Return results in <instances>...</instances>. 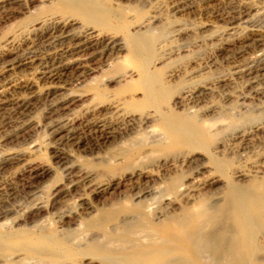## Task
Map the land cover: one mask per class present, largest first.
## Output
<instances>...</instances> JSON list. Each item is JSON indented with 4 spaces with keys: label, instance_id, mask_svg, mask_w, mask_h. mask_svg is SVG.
<instances>
[{
    "label": "rangeland",
    "instance_id": "rangeland-1",
    "mask_svg": "<svg viewBox=\"0 0 264 264\" xmlns=\"http://www.w3.org/2000/svg\"><path fill=\"white\" fill-rule=\"evenodd\" d=\"M17 1L11 7V16L4 18V21L0 20V62L6 60L9 64L16 63L24 53L33 58H42L51 55L52 51L53 54L57 53L59 48L69 44L67 39L57 38L59 31L56 27L50 30L41 27L36 30L38 33H33L32 27L44 19L68 22L70 33L81 32L85 27L94 28L84 24L85 20L72 11L63 12L61 5L69 0ZM94 1L101 9L106 24L102 30L94 28L97 34L100 38L113 37L120 40L124 50L103 55L93 65H89L86 71L92 72L90 77L81 81L70 77L67 80L69 84L64 87L58 85L59 89L54 95L58 98L70 92L85 96L71 109L46 114L45 103L51 96L46 99L38 97L19 118L23 124L17 131L0 123V158H16L0 163V210H8L0 217V236L15 234V238L21 242L15 249L17 252L13 253L12 247L4 246L0 238V264H57L62 256H73L77 247L86 243V239L97 235V229H88L89 225L84 224V221L90 218L96 221V216L120 205L116 203L128 193L126 188L120 187L102 198L95 197L91 203L93 208L79 210L80 214L74 220L64 218L60 222L61 213L74 212L72 198L52 206V186L68 183L69 180L86 184L79 175L76 176L79 167L91 172L99 180L126 174L129 176L132 172L142 173L146 177L142 182L143 188L155 193L145 199L153 208L164 207L158 201L168 194L170 186L183 184L196 191L192 200L173 199L176 204L171 210L164 211L167 217L178 215L184 209L198 212L199 207H202L201 201L205 206L226 204L229 201L237 209L233 188L247 195L245 188L264 183V72L258 80L255 79L256 83L250 85L251 89L245 81L246 77L235 72L253 54V47H250L253 45L246 40V36L253 30L261 31L260 35L264 36V0ZM241 7L250 9L249 15L231 22L230 17ZM226 11L229 12L225 14ZM245 18L249 22L242 24ZM143 39H148L151 51H148ZM262 44L260 50L264 49V40ZM140 62L144 67L146 65L145 71L148 70L150 77L159 80L165 91L164 102L158 108L159 115L155 114L145 125L140 124L138 116L130 122L123 119L110 106L114 102L115 106L121 102L115 94L123 86L129 88L134 99L141 100L142 81L139 77L145 73L142 74ZM36 63L37 60L32 65H19L8 68L7 72L0 71V85L14 82L19 87L27 80L35 85L32 89L42 91L46 86L36 78ZM126 73L133 74L122 81ZM99 88L104 89L108 96L115 95L116 99L102 102L95 99V90ZM254 89L261 94L246 98L244 105L238 104L241 103L239 96H251L253 92L256 93ZM189 96L192 97L190 102L187 99ZM99 105L102 107L92 117L109 122L115 128V137L92 151H81L63 144L64 133H55L61 127L60 124L70 119L78 120L83 117L84 110ZM189 115H195V118L190 119ZM181 121H190L189 141L183 142L180 137H171L170 126L178 128ZM203 125L214 130L209 133L202 129ZM57 151L66 153L64 163H56L53 156ZM124 151H142L138 156L140 166L129 171L120 170L121 158L118 157ZM31 161L48 164L51 173L36 183L38 185L33 189V195H28L20 193V173L26 162ZM163 161L174 163L171 166L163 165ZM70 163L74 166L70 173H66ZM110 165H120L114 175L108 170ZM239 175L242 177L239 178ZM201 182H208L207 185L216 183L197 191V185ZM38 203L45 204L46 211L39 216L28 214V208ZM259 232L257 224L252 222L251 233L256 236ZM256 239L259 249L254 258L264 264V234H258ZM206 260L210 259L207 257Z\"/></svg>",
    "mask_w": 264,
    "mask_h": 264
},
{
    "label": "bare ground",
    "instance_id": "bare-ground-1",
    "mask_svg": "<svg viewBox=\"0 0 264 264\" xmlns=\"http://www.w3.org/2000/svg\"><path fill=\"white\" fill-rule=\"evenodd\" d=\"M17 3V0H0V20L4 21V18L6 19V17L11 16V7ZM61 6H63V12L72 11L81 19L85 20L84 24L86 25H92L94 28L100 30L106 26L102 18L101 9L96 5L94 0H69L66 4L62 3ZM249 10L248 8L239 9L235 15L229 16L230 21L241 20L249 13ZM228 12L226 11L225 14ZM243 22L249 21L245 18L242 20V24ZM67 23L54 18L48 20L44 19L38 22L36 27H32L33 29L31 28L32 31H34L33 33H35V31L41 27L47 29L56 27L59 31L57 38L67 39L69 42V44L62 49L59 48L60 50L58 52L56 51L57 53L53 54L54 51H52L53 55L41 56L42 58H33L32 55H26L24 53L25 55H21L20 60L16 63L10 62L11 64H9L6 60L0 62L2 64L0 66V71L2 73L9 71L8 68H15V66L32 65L33 62L37 60L34 66V72L36 71L37 75L36 78L38 81L41 80L46 86L42 91H36L32 89L35 85L27 80H22L23 82H21L23 84H20L21 82L18 83L20 84L19 87L15 86L14 82L13 84H10L11 82H5V84L0 85V123L11 127V130L17 131V129L20 128L23 123L19 118H22L25 111L28 110L35 100L37 101L38 97H42L43 99H46L48 96L52 97L46 100L47 102L44 107L45 113L49 115L63 112L64 110L66 111L70 107L72 108V106L80 103L85 96L73 94L71 92L67 95L60 96L61 98H58L57 95L54 96L59 89L58 85H63V87L66 86L69 84L67 80L70 79V77H74V80L79 79L81 81L83 78L92 74V72L86 71V68L89 65H93L97 59L101 58L103 55H111L124 50L122 42L119 39L120 42L113 37L100 38L94 28L87 27L81 32L70 33V30L67 29L69 27ZM231 27H233V25ZM253 27H255V25ZM260 33L261 31L253 30L251 34L246 36V40H249L253 45L250 46L251 48L253 47V54H251L249 60L247 59L248 61H245L246 63L242 65L241 68L238 66V69L235 71L242 77H246L245 81H247L249 88L252 83L257 82V78L264 72V49L260 50L263 47L262 43L264 36L260 35ZM142 41L147 45L148 51H151L152 47L148 39H143ZM139 66L143 70L142 74L145 73L144 76L139 77L142 81L141 100L138 101L134 99L129 88L123 86L117 89L115 94L120 98L119 100H121V102L118 104L116 103V106L114 102V104L112 103L110 106L111 109L117 110V113H119L123 119L130 122L135 116H138L140 124L145 125L152 120L155 114H158V108L162 106L165 99V91L164 88L160 86L159 80L155 77H150L148 70L145 71L146 65L144 67L140 62ZM129 74L130 73H126L123 75L122 81L131 77L133 73ZM70 84L73 83L70 82ZM14 88L19 89L15 90ZM253 93L251 96H239L241 98V103L238 104L244 105L246 98L261 94L258 93V91L255 94ZM115 95L108 96L104 89L99 88L95 90L94 98L101 102L110 101L111 99H116ZM187 99L188 101L192 100V97L189 96ZM101 105L84 110L83 117H80L78 120L71 121L70 119V121L67 120L60 124L61 127L55 130L57 132H54L56 134L61 132L64 133L63 144H68V146L70 145L81 151H92L94 148L101 147L115 137V128H113L109 122L106 123L103 120H95L93 118L94 116L92 114L99 112V109L102 107ZM243 108L245 107L243 106ZM111 109L107 108L106 110L111 111ZM189 117L190 119L195 118V115H189ZM74 119L77 118H73V120ZM161 119L164 120L163 118ZM189 122L190 121H187V123L182 121L179 122L178 128L170 126L171 137H180L183 142L189 141L187 138V136H190L188 133L191 130V124ZM202 129L209 133L214 130L210 126L205 125L202 126ZM61 137L59 136V138ZM60 140L61 139L58 141L61 143ZM200 151H204V149ZM63 152L57 151V153L54 154L53 157L56 159V163L60 164L66 161L67 156L65 155L66 153L64 154ZM141 152L142 151L129 153L124 151L118 157L121 158V166L110 165L108 170L112 171L114 175V171H117L119 166V169L122 171H129L133 170L135 167H139L141 162L138 161L140 159L138 156H140ZM14 158H2L1 156L0 163L13 160ZM173 163L174 161L170 163L168 161H163V165L168 164L171 166ZM72 166H74V164L70 163L66 167L68 169H66V173L71 172ZM78 172L79 174L75 175H79L78 177L86 184H82L81 181H78L81 184H77V181L69 180L68 183L63 184L61 182L62 184L52 186L50 199V204L52 206L63 201L65 202L66 200L64 199L66 198H72V209L74 212L61 213L60 222L64 218L72 220L75 216L80 214L78 213L80 212L79 210H89L93 208L91 203L95 197L102 198L110 191H117L120 187L126 188L125 190L128 194L120 201L117 202L116 200V205L118 203L121 205L123 202H128L129 205H127L128 203L126 205L122 204L123 206L118 204L115 207L104 210L102 214L96 217L94 216L97 219L96 221H93V218L84 221V224L89 225H87L88 229H97V235L91 236L90 234L89 236L91 237L88 236L89 239H86L87 241H85V244L81 242L83 245L81 243L78 247L75 245L78 249H76L73 256L64 255L57 261V264H220V262L226 264H260V261L254 258V255L256 250L259 249L256 236L258 234H264V183L245 188L247 195H243L233 188L237 197V209H234L229 201H227L226 204L216 206H205V203L201 201L200 204L202 207H199L198 212L184 209L178 215L174 214L173 216L167 217L168 215L164 211L165 209L171 210L176 204L173 199L177 197L188 201L192 200V195L196 191L190 189L188 185L183 184L170 186L168 188V194L159 198L158 201V203L164 207L153 208L152 204L145 202V199L148 196H153L155 193L143 188L142 182L146 180V177L142 173L132 172L129 176L126 174L120 177H112L110 179L101 178L102 180H99L95 179L97 176L87 170H81L80 167L76 173ZM50 173L51 167L48 164L32 163V161L26 162L24 169L20 173V190L22 191L20 193L28 195L34 193L33 189L38 185L36 183ZM240 177H242V175H239V178ZM214 183L216 182L207 185L208 182H201L197 185V191L205 187L213 186ZM172 195L174 197H171ZM30 207L31 208H28L27 212L32 216H39L47 209L46 205L43 203L34 204ZM7 211L0 210V217H3ZM162 218L164 219L162 220ZM252 222H255L260 230L256 236L251 233ZM1 228H5V226H1ZM15 237H17V235L10 233L0 236L3 245L11 246L13 253L17 252L15 249L21 245L20 239H16ZM207 257L210 260H206Z\"/></svg>",
    "mask_w": 264,
    "mask_h": 264
}]
</instances>
